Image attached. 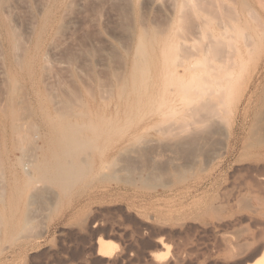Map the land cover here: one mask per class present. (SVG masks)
<instances>
[{
	"label": "bare ground",
	"instance_id": "1",
	"mask_svg": "<svg viewBox=\"0 0 264 264\" xmlns=\"http://www.w3.org/2000/svg\"><path fill=\"white\" fill-rule=\"evenodd\" d=\"M64 1L66 0H0V171L2 173L3 170L8 176V181L4 178L7 183L0 179L3 183L2 185L0 182L1 194L3 193V195L0 194L1 197L3 196L0 199V234L3 237L18 240L27 228L34 230L33 226L30 228V225L34 218L33 215L37 216L34 214L38 211L36 207L38 205H41L40 208L43 207L41 204L43 200L40 198L49 199L51 205L63 201L70 193L73 196L74 193H78L76 190L84 189L93 180L104 178L116 161L120 164V167H117L119 170L123 168L128 170L133 168L132 170H134V167H131L134 161L139 163L138 159L148 156L147 154L150 153L152 154L150 159L161 157L168 168H173L170 170L178 169L179 175L176 177L178 180L182 171L183 173L194 171V169L202 171L212 166L217 154L206 159L201 158L202 155H206L204 152L207 153V148L211 144L214 146L217 143L216 147L219 145L218 153L219 157L222 158L219 167H222L225 159L235 153L237 146L243 139L242 134L244 132L247 134L246 148H255L259 154H264V144L261 142V139H264L262 136L264 133V78L263 83L260 82L261 84L258 83L254 86L256 76L259 73H264V0H229L227 2H225L226 0H216L219 2L212 4L213 6L208 5L207 2V4H203L204 0L201 3H199L200 0L198 2L197 0H182L171 18L167 31H163L159 37L157 36L156 43L153 40L154 37L152 38L153 41L151 38L150 41L146 40L145 37L142 38V45H138V47L141 46L140 57L138 61H135L134 76L130 80L127 77L128 81L125 79L126 82L123 81L125 85L121 83L122 86L120 87L122 93L124 89L128 92L125 94L129 95L124 106L125 109L117 108L111 113H102V110L101 112L95 111L93 106L91 109L92 104L89 106L90 108H87L88 105L85 106L83 103L85 108L78 110L73 106L75 100H71V102L69 98L70 103H67V99L66 102L64 101L65 103H61L58 99H54L49 92L48 82L45 81L46 76H44V72L46 73L45 64L49 56V46L46 47L48 44L46 42L50 38L51 28L61 19ZM20 8H24L28 12V16L22 24L16 20V11ZM20 26L23 31L20 30ZM142 29H145L143 31L147 33L146 28ZM156 32L158 31L156 30ZM237 36L240 37L238 43L234 40ZM147 58H149V65L144 62ZM21 80L24 81V85H22L23 89L20 90L18 85H21L19 82ZM16 87H18L17 91ZM18 90L25 92L22 93L26 105H22L24 112L19 105L21 92ZM18 92L20 93L19 96L17 95ZM121 105L123 107L124 103L121 102ZM78 106H80L79 103ZM100 106L102 107L101 104ZM24 114L27 115V118H23L26 117ZM186 145L197 150V154L201 151L202 155L199 154L201 155L200 158L204 159L203 163L197 156L194 157V153V158L191 157L190 160L183 161L182 158H177L178 155L176 156V154ZM204 147L206 148L204 149ZM203 149L205 151H202ZM142 159L145 160L146 158ZM163 162L161 163L163 164ZM149 165L151 166V164ZM158 166L147 169L145 172L147 178L153 179L157 175L159 170L156 167ZM159 168L161 167L159 166ZM238 168L236 171L239 170ZM240 168L242 167L240 166ZM137 169L139 168L137 167ZM164 169H160V171ZM141 170L143 171V168ZM160 171L159 173L162 174ZM251 171L257 174L258 185L264 189V165L252 168ZM251 171H248L250 176H252ZM212 174L213 176L216 174L215 170ZM137 176L139 177V175ZM251 179L253 178L251 177ZM173 182L175 181L173 180ZM236 185L234 184V186ZM243 186L245 187V185ZM187 187H189L188 183ZM244 187L243 189H245ZM228 190L227 192L231 194ZM181 193L183 194V192ZM37 198L41 202L39 204L36 201L38 204L35 205L36 207L31 213L28 205ZM256 199L258 200V198ZM259 200L261 201L262 198ZM239 202L241 203V201ZM24 203L25 206H28L27 212L22 210ZM244 203L246 202L244 201ZM244 203L242 202L240 206L243 204L242 206L246 207L247 204L244 205ZM46 205L49 204L46 203ZM46 205L45 207H47ZM45 207L43 209H46ZM156 207L158 206L156 205ZM213 207L215 208V206ZM216 207L218 209L219 206ZM30 214H33V217ZM183 218L185 217L183 216ZM229 218L231 217L229 216ZM234 222L236 221L234 220ZM232 223L231 225H233ZM189 225L192 226V224ZM187 226L186 224L185 227ZM227 226L232 228L230 225ZM206 227L208 228V226ZM85 228L87 227L85 226ZM195 228L197 229V227ZM191 233H193L192 229H190L189 239L193 235ZM207 233L210 232L207 230ZM223 234L225 233L223 232ZM181 238L183 239L182 236ZM185 238L187 240V237ZM237 238L236 236L235 239ZM183 241L185 242L184 239ZM219 241L216 243L221 245V241ZM235 241L232 240L233 245ZM184 242L181 244H185ZM175 243L173 245L177 250L181 244H177L180 243L178 240ZM189 243L192 242L189 240ZM222 243L223 246L220 247L223 249H225L224 245L229 247L227 239ZM163 246L165 245L162 244ZM246 246L244 247L246 248ZM99 248L102 253L107 254L111 245L104 240L99 243ZM211 248H213L212 245ZM219 248L217 251L220 250ZM180 249L181 247L178 250ZM213 249L215 251L216 247L214 246ZM236 250L237 253L240 252L237 248ZM199 251L197 249V252ZM173 255L177 256V253ZM181 257H176L175 260H168V258L160 264H179L184 261V258L181 259ZM222 257L224 260L225 256ZM233 257L237 256L233 254ZM253 257L254 254L249 256V258ZM191 258V260L194 259L192 256ZM148 260L150 262L151 259ZM252 264H264V251Z\"/></svg>",
	"mask_w": 264,
	"mask_h": 264
},
{
	"label": "rangeland",
	"instance_id": "2",
	"mask_svg": "<svg viewBox=\"0 0 264 264\" xmlns=\"http://www.w3.org/2000/svg\"><path fill=\"white\" fill-rule=\"evenodd\" d=\"M67 1H69L70 4ZM181 1L182 0L64 1L63 12L66 13L61 12V19L59 20L62 22L61 26H59V21L58 23L56 22L57 24L55 23L56 25L51 28L49 35L50 38L48 39V42H46L49 44V42L53 39L51 42L52 46L51 44H46V47L49 46V56L46 61L47 63L45 64L46 73L44 72V76H46V78H44L46 79L45 81L48 82L49 92L51 95H53L54 99H58L61 103L64 101L66 102V99L67 103H70L71 100H75V104H73L74 102L72 104L78 110L85 108L87 105V108H90L89 106L91 104V109L94 107L93 109H95V111L101 112L102 110V113H111L112 111L117 110V108L125 109L124 106L129 95L127 94V91H124V89L122 93V91H120V87L124 84L123 81H125L127 77L130 80L134 76L133 73L136 68L135 61H138L140 57L141 46L138 47V45H142V38L144 37L148 41H150L149 39L151 38V41L155 40L154 42L156 43L158 37L163 33V31H167L171 18L180 6ZM201 1L202 0H200L199 3H201ZM227 1L229 0H226L225 2ZM206 2L208 5H212L219 1L204 0L202 3L205 4ZM27 16L28 12L24 8H20L16 11V20L21 22V24L26 20ZM20 28V30L23 31L21 26ZM142 28H146L147 33H144L143 30L145 29ZM156 30L158 32H156ZM234 40L238 43L240 41V37L238 38L237 36ZM148 61L149 58L144 61L145 64L147 63L146 65H149ZM152 70L153 69L151 68V71ZM263 78L264 73H259L256 76L254 86L260 82L263 83ZM128 79L126 80L128 81ZM19 82H21V85H17L21 90L23 89L22 85H24V81L21 80ZM18 87H16V91ZM253 89L255 88L253 87ZM125 92L127 93L125 94ZM22 93L24 94L25 92H21V94L18 92L17 95H21L19 96V105H21L20 107L24 112L25 110L22 108V105H26L23 101ZM124 98L126 99L125 101ZM96 102L99 104L97 105ZM121 102L124 103L123 107L122 105L120 106ZM78 103L80 106H78ZM82 103L85 106L82 105ZM25 116L26 117L23 118H27V115ZM262 136L264 137V133ZM242 138L239 143L240 146H237L233 155L227 157L225 159L226 161L224 160L225 162L222 167H219L221 165L222 158L219 157V145L216 147L217 143H215L214 146H212L213 144L210 146L208 145L209 147L207 146V153L204 150L206 147H204L202 150L205 151L204 153L206 155L204 156L201 154V151L199 153L202 156L199 153L197 154L198 151L195 149L193 150L192 146L186 145L182 148L183 150L181 149L180 152L176 154V156L178 155L177 158H182L181 160L183 161L190 160L195 154L194 157L197 156V158L201 160L200 162L203 163L202 161L204 159L201 158L206 159L207 157L213 156V154H217L212 166L206 170L203 169L202 171L194 169V171L197 172L186 171L183 173V171H180L181 173L177 180L176 177L179 175L178 169V171L175 169L170 170L171 167L168 168V166L164 164L161 157H158L157 159L155 158L156 160L154 158L150 159L152 154L149 153L150 155L147 154L148 156L142 157L144 159L146 158L145 160L142 158L138 159L139 163L134 161V164L136 165L133 164L131 166L134 167V170H132L133 168L129 170L123 168L119 170L117 167H120V164L116 161L114 165L115 167L112 165L104 178L102 177L99 180H93V182H91L84 189L80 191L76 190L78 193H74L75 195L73 194L72 196L70 193V196L68 195L63 201H59L51 205L49 199L40 198V200H43L42 202L38 201V198L37 200H33L34 202H30L28 205L32 210L29 212L32 213L33 208H35V205L38 203L40 204L41 202L43 205L42 208H40L41 205H38L39 208L36 207V209H38V211L34 213L37 215L36 217L32 214L34 218L31 221L30 228L33 226L34 230L27 228L26 231L28 230L29 232L27 231L26 234V231H24V234L22 233L23 236H20L18 240H12L10 237H3L0 234V264H160L165 262L168 258V260H175L176 257L180 258L181 256V259L184 258V263L181 262L179 264H185V262H187L186 264H230L231 262V264H252L264 251V189L258 185V176L254 171H251V169L258 166L262 167L264 165V154H259L255 148H246L245 143H247V134L245 132L242 134ZM261 140L262 144H264V139ZM185 148L187 149L185 150ZM252 149L254 150L252 151ZM248 160L249 162H247ZM161 162H163L164 165ZM149 164H151V166ZM157 164L161 168H159ZM154 166H158L156 168H158L159 171L164 168L166 170H163L165 172L161 170L160 172H162V174L158 171V173H156L157 175H155L153 179H151V177L147 178L145 172L148 168ZM240 166L242 168H240ZM113 167L117 171H115ZM137 167L139 169H137ZM142 168L143 171H140ZM237 168L239 169L238 171H236ZM111 169L115 172L113 170L111 171ZM214 170L216 174L213 176L212 173ZM248 171H251L252 176H250ZM141 172L142 174H140ZM136 174L139 175V177ZM158 174L159 177H157ZM166 175L170 176L168 177ZM251 177L253 179L255 177L254 180L256 181L251 179ZM4 178L7 180L8 176L5 175V172L2 170V173L0 171V179H3L2 181L5 182ZM183 178L186 180L184 179V181ZM192 178L193 180L191 181ZM173 180L175 182H173ZM7 181L5 183H7ZM187 183L189 184V187H187ZM233 183L239 186H234ZM1 184L3 185L2 182ZM243 185H245V187ZM250 186L253 187L251 188ZM227 187L232 191L225 189ZM243 187L245 189H243ZM172 189L175 191H171ZM223 190H225L224 193H228V190L231 194H224ZM250 190L254 191L251 192ZM1 192L2 189L0 190V194ZM181 192H183V194ZM174 193L178 195H175ZM260 193L263 194L261 195ZM85 194L86 196H84ZM1 195H3V193ZM2 198L3 196L0 199ZM256 198H258V200ZM260 198H262L263 202L262 200H259ZM36 201H38V203H36ZM44 201L49 205H46ZM239 201H241V203H244L245 201L246 203H244V205L247 204L246 207L242 206L243 204L240 206L241 203ZM180 203H184L182 204L183 207ZM237 204L240 207L236 206ZM45 205L47 207H45ZM156 205L158 207H156ZM231 205H234V207ZM22 206V210H26L27 212L28 206H25V203ZM213 206H215V208ZM216 206H219L218 209H216ZM44 207L47 210L43 209ZM38 214L42 217H38ZM150 216L152 217L151 219ZM183 216L185 218H183ZM220 216L221 218H219ZM229 216L231 218H229ZM37 218H40V221ZM82 220L84 221L82 222ZM93 220L95 221L93 222ZM234 220L236 222H234ZM186 224L190 227H185ZM189 224H192V226ZM198 224H200L199 227ZM204 224L208 226V228ZM84 225L87 228H85ZM226 225H230L232 228L228 226L226 227ZM36 226L38 229L35 228ZM195 227H197L198 230ZM188 228L192 229L193 232L191 233V235H193H190L191 239H189L190 229ZM207 230L210 233H207ZM238 230L239 232H237ZM196 231L201 233H197ZM173 232L174 234H172ZM223 232L226 235L223 234ZM176 234L179 236L182 234L181 236L185 242L181 236L179 237ZM234 236H237L238 238L235 239ZM185 237H187V240ZM176 239L178 242L180 241V243L177 244H181V242L185 243L179 246L181 247L180 250L183 253L178 250L179 247L177 245V250L176 247H174L176 244L175 242H177ZM225 239L229 241V247L224 245L225 249H223L220 246H223L222 242ZM104 240L111 245V249L107 254L102 253L99 248V243ZM189 240L192 242L191 244L189 243ZM218 240L221 241V245L216 243ZM232 240L233 242L235 241L234 245ZM214 243L216 244L214 245ZM237 243L238 245H236ZM162 244L165 246L162 247ZM186 244L188 245L186 246ZM239 244L245 245L240 246ZM211 245L213 248L214 246L216 247L215 251L211 248ZM234 246H238L239 248H236L240 252L242 251L244 253H237ZM244 246H246V248ZM191 248H195L196 250ZM218 248L220 249L219 251H217ZM197 249L200 251L197 252ZM174 252L177 253V256L173 255L175 254ZM239 253L242 256L244 254L245 255L242 257ZM222 254L226 257H224V260ZM233 254L237 257H233ZM253 254L254 257L249 258V256L251 257ZM191 256L194 257L193 260H191ZM149 258L151 259L150 262H148Z\"/></svg>",
	"mask_w": 264,
	"mask_h": 264
}]
</instances>
